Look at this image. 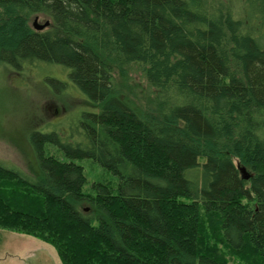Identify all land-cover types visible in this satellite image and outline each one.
I'll return each mask as SVG.
<instances>
[{
	"label": "trees",
	"instance_id": "trees-1",
	"mask_svg": "<svg viewBox=\"0 0 264 264\" xmlns=\"http://www.w3.org/2000/svg\"><path fill=\"white\" fill-rule=\"evenodd\" d=\"M28 62L97 107L73 142L32 132L33 174L0 161V229L63 264H264V0H0V65ZM128 63L143 114L113 93Z\"/></svg>",
	"mask_w": 264,
	"mask_h": 264
},
{
	"label": "rangeland",
	"instance_id": "rangeland-1",
	"mask_svg": "<svg viewBox=\"0 0 264 264\" xmlns=\"http://www.w3.org/2000/svg\"><path fill=\"white\" fill-rule=\"evenodd\" d=\"M35 17L30 19L32 25ZM38 20L45 23L49 18L41 15ZM113 69L114 94L141 114L155 107L157 91L149 85L139 65L128 63ZM68 71L61 65L44 62L24 63L18 69L0 65V161L33 174L38 169L31 140L33 131H55L70 142L78 138L74 127L84 112L94 111L97 105L71 82ZM89 175V183L93 184V168ZM81 207L85 208L84 213H90V205ZM227 257L231 264H246L240 255ZM0 264L63 263L49 243L0 229Z\"/></svg>",
	"mask_w": 264,
	"mask_h": 264
},
{
	"label": "water",
	"instance_id": "water-1",
	"mask_svg": "<svg viewBox=\"0 0 264 264\" xmlns=\"http://www.w3.org/2000/svg\"><path fill=\"white\" fill-rule=\"evenodd\" d=\"M50 24L49 21H46L45 23H39V20H38V17L35 18L34 20V23H33V26L36 30L40 31V30H43L45 29L46 27H48ZM241 172L243 174V176L246 178V179H249L250 178V174L249 172L246 170V168L244 167H241Z\"/></svg>",
	"mask_w": 264,
	"mask_h": 264
}]
</instances>
